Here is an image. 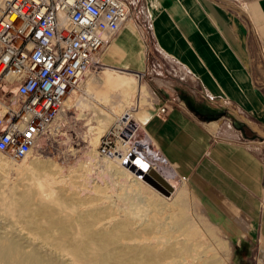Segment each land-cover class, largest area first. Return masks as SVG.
Here are the masks:
<instances>
[{"label": "crops", "instance_id": "obj_1", "mask_svg": "<svg viewBox=\"0 0 264 264\" xmlns=\"http://www.w3.org/2000/svg\"><path fill=\"white\" fill-rule=\"evenodd\" d=\"M124 1L129 18L101 62L125 75L102 74L99 96L112 107L120 91L143 86L151 96L121 115L133 128L127 153L141 147L164 160L176 179L152 169L174 187L181 179L198 214L219 221L235 264H263L264 0Z\"/></svg>", "mask_w": 264, "mask_h": 264}, {"label": "rangeland", "instance_id": "obj_2", "mask_svg": "<svg viewBox=\"0 0 264 264\" xmlns=\"http://www.w3.org/2000/svg\"><path fill=\"white\" fill-rule=\"evenodd\" d=\"M105 48L106 46L99 53L98 60L91 66L90 75L85 79L83 77V84L74 93V98L81 97V104H79L81 106L68 108L57 120L58 122L53 123L54 120L52 121L48 130L37 140L32 155L27 159V164L30 165V162L36 160L35 166L39 172L37 173L49 181L56 196H62L61 200L68 207L72 206L76 213L84 212L83 214L94 213L97 215L101 221L100 227L111 228L117 224H125V227L130 229L129 232L134 236L135 233L138 236L140 234L138 232L141 231L142 236L138 237L144 245L160 244L157 248L159 251L172 248L171 251L179 256L188 253L196 256L193 250L203 241L202 247L197 250L202 256L204 255L205 259L220 264H235L232 256L234 247L229 234L221 230L219 221L198 214V209L185 195L186 192L183 188L179 189L178 181L181 179L177 178V187L172 186L174 189L176 188L174 196L165 201L164 198L166 196H168L166 198H170L174 189L170 193L162 192V194L151 187L147 180L138 178L137 174H135L137 178L121 173L116 174L113 169L107 167V157L116 153L119 149L118 144L123 143L125 132L130 133L133 128L130 121L123 127L118 126L117 119H120L122 113L125 112V110L115 109L120 104L118 95V104L114 108L105 103L107 99L99 96L103 82L98 86L90 85V80L94 78L91 76L99 78L105 74L114 81L117 76L125 75L122 72L107 69L112 67H106L101 62V54ZM131 74L133 76L129 77L133 83L140 82L137 73ZM151 102V96H149L148 104L145 107L150 106ZM131 114L134 115L135 112ZM110 119H112V123L102 136L106 135L112 139L111 150H115L111 154H105L100 151L99 147L102 136L99 137L98 142L94 139L99 125ZM136 148L132 147L139 154L136 153V157H132L142 158L149 166L153 165L159 172L165 174L169 181L176 179L164 160L154 152L141 147ZM2 154L14 159L8 153ZM131 154L133 153H129V155ZM3 159L0 155V165ZM116 163L118 164V162ZM129 168L137 169L132 165ZM151 169L152 166L149 167V170ZM11 171L6 175L0 171V193H8L14 188L15 194H23L31 185V181H28L29 177L31 178L30 174L28 176L26 173L23 176L16 170ZM169 175H172L173 178ZM99 212L101 216L98 215ZM2 216L0 213V226L7 225L3 222ZM149 230L153 232L145 235ZM23 232L27 234L26 231ZM29 248L31 247L29 246ZM186 249L193 250L189 252ZM260 258L257 257L258 264H260ZM191 262L183 263L182 260H179L180 264H190ZM196 263L197 261L191 264ZM253 264L255 263L253 262Z\"/></svg>", "mask_w": 264, "mask_h": 264}, {"label": "built area", "instance_id": "obj_3", "mask_svg": "<svg viewBox=\"0 0 264 264\" xmlns=\"http://www.w3.org/2000/svg\"><path fill=\"white\" fill-rule=\"evenodd\" d=\"M128 18L124 0H0V152L33 151ZM99 147L115 150L106 135Z\"/></svg>", "mask_w": 264, "mask_h": 264}, {"label": "bare ground", "instance_id": "obj_4", "mask_svg": "<svg viewBox=\"0 0 264 264\" xmlns=\"http://www.w3.org/2000/svg\"><path fill=\"white\" fill-rule=\"evenodd\" d=\"M90 71L91 69H88L85 72L84 79ZM84 79L66 96L62 109L53 123L68 108L81 104V97L74 98V93L83 84ZM102 82V78H97L90 80V85L98 86L102 85ZM148 94L143 86L136 88L130 94L127 91H120L117 94L120 104L115 109L118 111L130 109L132 112V110L142 108L148 103ZM128 97H130V102L125 104ZM105 103L109 104V100H105ZM124 119L126 120L127 116ZM124 119L121 118L118 122L119 127L127 124ZM111 120L99 125L95 139L93 138L94 141L98 142L99 137L112 123ZM118 146L119 153L116 151L115 154L107 157L108 168L113 169L116 174L121 173L134 178H137L135 176L137 174L138 178L147 180L151 187L161 193L167 190L165 183L157 176L155 170H149V164L143 163L142 158L130 161L129 158L133 155L127 153V144L119 143ZM0 155L4 158L0 171L5 175L11 170H16L23 176L26 173L31 176L28 180L31 181V185L23 194H15L14 188L8 193H0V213L3 215V222L7 223V225L0 226V264H180L179 260L183 263L192 260L191 263L197 261L196 264H220L205 259L204 255L198 252L197 248L202 247L203 241L195 247L196 249H192L196 256L190 253L179 256L171 251L172 248L159 251L157 248L160 244L144 245L140 241L141 231L137 230L140 237L136 236V233L134 236L125 224H117L111 228L100 227L101 221L97 215L76 213L72 206L68 207L61 200L62 196H56L49 181L38 174L37 166H35L36 160L32 162L29 160L30 165L27 164V159L32 152L17 160L12 158L11 160L2 153ZM131 165L137 169L129 168ZM175 189L171 192L170 198L164 195L166 196L165 201L174 196ZM100 214L99 212L98 215ZM151 232L153 231L149 230L148 233L145 231V235ZM192 250L186 249L189 252Z\"/></svg>", "mask_w": 264, "mask_h": 264}, {"label": "water", "instance_id": "obj_5", "mask_svg": "<svg viewBox=\"0 0 264 264\" xmlns=\"http://www.w3.org/2000/svg\"><path fill=\"white\" fill-rule=\"evenodd\" d=\"M155 173L157 174V176L165 183L167 190L162 191L163 193H170L172 191V185H170V183H168L166 181V179L164 177H162L157 171H155Z\"/></svg>", "mask_w": 264, "mask_h": 264}]
</instances>
